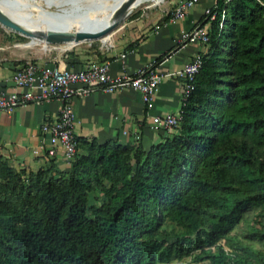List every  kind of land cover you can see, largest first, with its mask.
<instances>
[{"label":"trees","instance_id":"trees-1","mask_svg":"<svg viewBox=\"0 0 264 264\" xmlns=\"http://www.w3.org/2000/svg\"><path fill=\"white\" fill-rule=\"evenodd\" d=\"M221 10L158 143L77 140L65 170L0 157V264H264V0Z\"/></svg>","mask_w":264,"mask_h":264},{"label":"crops","instance_id":"crops-1","mask_svg":"<svg viewBox=\"0 0 264 264\" xmlns=\"http://www.w3.org/2000/svg\"><path fill=\"white\" fill-rule=\"evenodd\" d=\"M176 1H167L158 15L136 18L127 24L125 36L111 48L102 51L97 61L107 60L110 74L114 77L133 75L139 68L153 63L158 73L166 74L180 69L194 55L204 53L207 50L204 45L187 43L179 48L177 42L180 33L198 24L203 10L214 6L216 0H198L194 7L186 11L184 18L172 21L170 13ZM103 42H109L108 38ZM31 46L0 44V92L17 90L11 75L17 66L27 61L35 62L38 66L56 63L74 69L96 62L77 54H65L62 59L42 60L29 51L28 47ZM121 54H124V58L120 57ZM181 104L182 84L173 77L161 80L150 108L143 104L140 94L130 88L95 90L72 100L73 130L79 141L140 143L144 149H148L170 133L150 128L152 117L179 114ZM59 108L58 101L45 100L18 106L10 113L0 111V154L9 158L12 166L21 169L36 171L46 167L49 160L58 169H67L70 162L63 159L60 151L55 157L45 156L48 142L40 131L44 122L57 118ZM136 135L139 139L135 138ZM78 152L82 153L83 150L78 148Z\"/></svg>","mask_w":264,"mask_h":264},{"label":"built area","instance_id":"built-area-1","mask_svg":"<svg viewBox=\"0 0 264 264\" xmlns=\"http://www.w3.org/2000/svg\"><path fill=\"white\" fill-rule=\"evenodd\" d=\"M197 2L198 0H177L170 19L175 21L184 18L186 11ZM217 16H220L219 26L222 28L225 11L217 13L213 11V6L206 7L203 10V22L180 33L178 47H184L187 43H198L207 47L209 26ZM202 53L194 55L174 72L160 74L153 63L139 68L133 75L123 74L118 77L110 74L107 60L92 62L76 69L56 63L38 66L35 62L27 61L17 66L11 75V81L17 90L0 92V111L10 113L16 107L30 102L58 101L60 108L57 118L44 122L40 128L48 142L45 156L52 158L60 151L63 159L71 162L78 152L77 138L73 130L72 100L75 97L95 90L113 91L125 87L137 91L143 104L150 108L161 80L164 77H173L181 81L184 100L192 91L195 76L202 66ZM120 57L124 58V54ZM180 119V113L155 115L149 127L156 131L172 132L178 128ZM135 138L139 139V136L136 135Z\"/></svg>","mask_w":264,"mask_h":264},{"label":"bare ground","instance_id":"bare-ground-1","mask_svg":"<svg viewBox=\"0 0 264 264\" xmlns=\"http://www.w3.org/2000/svg\"><path fill=\"white\" fill-rule=\"evenodd\" d=\"M92 1V3H86L82 8H78V11L63 9L60 13L51 9L55 8L56 11H60L59 8L69 6L71 0H0V7L12 14L24 27L32 30L54 28L73 33L79 31L101 32L116 23L119 24L135 7L153 0H135L126 15L120 18L116 16L117 10L126 0H115L114 3L103 0ZM109 32L101 34L98 38L102 39L108 36ZM44 46V51L49 50L47 45Z\"/></svg>","mask_w":264,"mask_h":264},{"label":"rangeland","instance_id":"rangeland-1","mask_svg":"<svg viewBox=\"0 0 264 264\" xmlns=\"http://www.w3.org/2000/svg\"><path fill=\"white\" fill-rule=\"evenodd\" d=\"M75 1V2H74ZM104 2L114 3L115 0H103ZM167 1L171 0H153L151 2H145L133 10H131L127 16L114 28L109 32L108 36L103 37L102 39L97 38L93 40H86L80 42L78 44L69 43V44H48V49L44 51V43H37L28 47L29 51L33 53L34 56H39L42 60L48 59H62L64 58L65 54H77L83 57H86L87 60H98V57L101 56V52L111 48L119 39L125 36L126 32L128 31L127 24H130L134 19L141 18L145 19L147 16H155L160 14L164 5ZM93 2L92 0H71L69 6L67 7H60V11H56L55 8H52V11L60 13L63 9H76L82 8L86 3ZM76 4V5H75ZM68 15V14H67ZM110 37V38H109ZM108 38L109 42L104 43L103 40ZM29 39L20 35L19 33L12 31L6 27L0 25V44H24V46H28ZM38 60V59H36ZM2 159H6L9 161V158L0 154ZM10 163V161H9ZM11 164V163H10ZM17 168L16 166H14ZM21 169V168H17ZM90 202H92V198H90ZM260 221L261 218L256 217L255 213H248L246 214V219L243 220L235 229V233H239L242 231L245 226L246 222L253 223L252 221ZM256 247L261 248V245L254 244ZM191 259L190 256H184L180 261H189ZM179 259L172 258L170 263H177L180 262ZM157 264H164L162 262H158Z\"/></svg>","mask_w":264,"mask_h":264},{"label":"water","instance_id":"water-1","mask_svg":"<svg viewBox=\"0 0 264 264\" xmlns=\"http://www.w3.org/2000/svg\"><path fill=\"white\" fill-rule=\"evenodd\" d=\"M134 2L135 0H126L125 2H123L118 8L116 16L120 18L126 15L130 6ZM117 24L118 23L106 28L101 32L79 31L77 33H73L64 29L62 30V29H54V28L32 30L30 28L24 27L20 22H18L12 16V14L3 10V8L0 7V25L28 38L29 39L28 45H33L37 43H44L45 45L69 44V43L78 44L86 40L97 39L101 34H104L112 30L115 26H117Z\"/></svg>","mask_w":264,"mask_h":264}]
</instances>
